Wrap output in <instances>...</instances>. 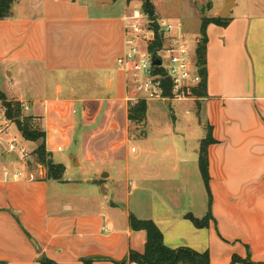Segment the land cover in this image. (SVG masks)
<instances>
[{
	"label": "crops",
	"instance_id": "crops-1",
	"mask_svg": "<svg viewBox=\"0 0 264 264\" xmlns=\"http://www.w3.org/2000/svg\"><path fill=\"white\" fill-rule=\"evenodd\" d=\"M194 1L215 19L227 0ZM231 1L229 24L207 27L206 97L148 100L141 124L128 118L130 74L117 60L126 52L125 18L144 2H15L13 16L0 21V90L29 106L26 115L66 171L49 179L33 156L40 142L8 127L6 138L21 142L35 164L0 161V262L117 264L145 250L147 234L131 228L133 215L153 221L170 249L208 252L211 264H264V0ZM210 130L211 196L199 166ZM70 165L85 173L66 177ZM18 169L35 180H15ZM209 212L207 228L187 218Z\"/></svg>",
	"mask_w": 264,
	"mask_h": 264
},
{
	"label": "built area",
	"instance_id": "built-area-1",
	"mask_svg": "<svg viewBox=\"0 0 264 264\" xmlns=\"http://www.w3.org/2000/svg\"><path fill=\"white\" fill-rule=\"evenodd\" d=\"M125 45L126 52L117 63L130 74V106L148 100L199 99L195 89L200 87L202 77L189 36L181 23L152 21L145 9H135L125 18ZM153 56L161 61V65L153 64ZM167 91L171 92L170 97L165 95ZM21 107L24 111L29 110L25 103ZM8 134L7 126L0 125V159L14 157L19 164L28 167L35 164L32 154L17 139L6 138ZM61 150L59 147L58 151ZM4 173L9 175V170L4 169ZM12 176L15 180L36 178L34 173L26 175L20 169Z\"/></svg>",
	"mask_w": 264,
	"mask_h": 264
},
{
	"label": "trees",
	"instance_id": "trees-1",
	"mask_svg": "<svg viewBox=\"0 0 264 264\" xmlns=\"http://www.w3.org/2000/svg\"><path fill=\"white\" fill-rule=\"evenodd\" d=\"M17 0H0V21L10 19L13 16V5ZM128 2L135 0H127ZM144 2L145 8L148 7L153 10L150 0H139ZM152 21H156L155 16L151 18ZM210 24H216L222 27H226L229 24V19L215 18L209 19L204 18L201 27V38L198 41L196 49V61L199 67V73L202 77V83L200 87L195 89V96L197 98H204L207 95V82H208V70H207V27ZM159 41V36L157 34V43ZM167 97L171 96V92L167 91L165 94ZM0 103L4 108L5 118L8 121L15 123L17 129L21 133L24 140L28 142H40L39 147L33 152L34 159L36 163L44 166L47 170V177L55 181H61L65 174V166L62 164H56L46 147V133L37 129L31 124L33 118L30 116L23 115V109L21 108V103L9 101L5 94L0 90ZM147 114V102L140 101L135 106H130L128 111V118L131 122L141 124L145 121ZM211 130L205 140L202 141L199 154V166L200 171L210 194V177H209V163H208V147L215 143ZM187 218L195 225L197 228H207L209 226L210 220L212 219L211 212L200 220L194 218L192 215L187 216ZM130 225L134 231H145L147 234V241L145 244V250L143 253H137L131 251L129 256L121 261L116 262L117 264H211L210 255L208 252L199 253L190 248H179L170 249L164 244V236L160 229L156 226L153 221L150 220H139L135 216H130ZM40 262L42 264H57L55 262L49 261L46 258H41ZM245 263V264H255L251 262L248 258L247 260L234 257L231 264ZM0 264H6L0 262ZM87 264H92V261H87Z\"/></svg>",
	"mask_w": 264,
	"mask_h": 264
},
{
	"label": "rangeland",
	"instance_id": "rangeland-1",
	"mask_svg": "<svg viewBox=\"0 0 264 264\" xmlns=\"http://www.w3.org/2000/svg\"><path fill=\"white\" fill-rule=\"evenodd\" d=\"M153 2L156 5L157 16H159L161 18V20H164V19H166V20H178L184 25V28L186 30L185 32H187V34L189 36L190 47L192 49V53L196 57V48L198 45V41L201 37L202 21H203L204 17L209 15V12L207 10V3H206V5L203 4L202 6H200L201 8H199L198 5L195 4L194 0H154ZM217 2L221 3V0L220 1L217 0ZM118 3H120V1H118ZM112 10H114V9H112ZM198 16L202 17V18L199 19ZM200 20H201V23H200ZM83 80H85V79H83ZM150 105H152V103H150ZM0 107H1V109H0V125L7 126V128L9 126H11V127L13 126L12 130L14 131V126H16L15 123L8 121L6 118L5 119L3 118L5 116V114H4V108L2 106V103H0ZM26 114H27V112L23 110V115L25 117L28 116ZM191 117H193V116H191ZM31 124L40 130V128L38 127V125L35 121H31ZM141 128H144V126H142ZM133 130L136 131L137 127L133 126L132 131ZM139 131L141 132V129ZM138 133L139 132L137 130V134ZM139 138H141L140 133L138 134L136 139L134 141H132V145H134V147H136V148H139V143L137 141ZM181 143H182L181 141H177L178 152L182 151V144ZM61 155H62L61 153L56 154V158L60 157ZM63 155L65 156L66 153H64ZM0 161H1V159H0ZM83 173H85V168H80V167L79 168H73L70 165L68 167V172H67L66 177H78ZM113 175H115V174L113 173ZM73 185H74L73 187H75V185H77V184H73Z\"/></svg>",
	"mask_w": 264,
	"mask_h": 264
},
{
	"label": "water",
	"instance_id": "water-1",
	"mask_svg": "<svg viewBox=\"0 0 264 264\" xmlns=\"http://www.w3.org/2000/svg\"><path fill=\"white\" fill-rule=\"evenodd\" d=\"M95 1L97 3H100V4H110V3H113V0H95ZM231 7H232V1L231 0H227L225 7L223 8V10L220 13V17L223 18V19L228 18ZM199 8H201V7L199 6ZM145 11L148 13V15L151 18H153L155 16L154 10L146 7ZM153 64L155 66H159V65H161V61L158 60V59H156L155 56H153Z\"/></svg>",
	"mask_w": 264,
	"mask_h": 264
}]
</instances>
